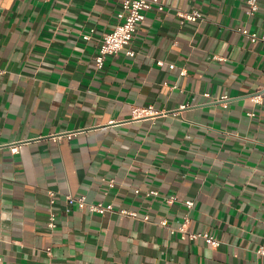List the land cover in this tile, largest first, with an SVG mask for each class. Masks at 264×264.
Segmentation results:
<instances>
[{
  "label": "crops",
  "instance_id": "0c3cea01",
  "mask_svg": "<svg viewBox=\"0 0 264 264\" xmlns=\"http://www.w3.org/2000/svg\"><path fill=\"white\" fill-rule=\"evenodd\" d=\"M160 1L98 67L122 0H0V264H264V0Z\"/></svg>",
  "mask_w": 264,
  "mask_h": 264
},
{
  "label": "built area",
  "instance_id": "2783aa9c",
  "mask_svg": "<svg viewBox=\"0 0 264 264\" xmlns=\"http://www.w3.org/2000/svg\"><path fill=\"white\" fill-rule=\"evenodd\" d=\"M248 3V12L253 14L258 9V1L257 0H247ZM156 7L158 10H163L165 5L160 0H122V12L120 13L121 20L107 32L102 39V43L100 44L99 51L95 56V61L98 67L103 65L105 58L108 55H118L120 51L125 50L126 54L133 56L136 51L131 47L132 39L135 35L136 28L138 24L144 20L145 12L149 9ZM177 15L181 22L185 20L196 21L202 18V13L198 9H194L192 11H184L178 10ZM243 34L250 36L252 40H256L260 38L257 33L249 32L247 28L239 29ZM84 38L88 39L89 34H84ZM159 65L163 64L162 60L157 61ZM170 68H174V64L169 65ZM186 73V69L180 70V74L184 75ZM206 96H210V93H205ZM251 99L256 103H262L264 99L263 90H256L250 94ZM227 96L223 95L218 99L213 100H224ZM186 105H182L181 107H185ZM157 110L153 105H137L132 107V117L140 118L144 116H149L156 113ZM253 114V113H251ZM58 137V136H57ZM55 137V139H57ZM18 146H11V151H18ZM149 193L156 194V191H150ZM66 200L68 203H73L74 201H78L80 206L87 205L88 209L91 211L104 212L106 210L111 209V205H105L102 202L97 203H87L84 197H80L75 199L72 195H66ZM49 202L53 204L55 202V192L49 191ZM192 200L187 201V205L190 207L193 205ZM125 215H135L134 211H130L127 209H123L120 211ZM148 216H145V219H148ZM189 218L188 216H184L183 221L178 227H173L169 225L166 219H163L160 223L166 226L170 232L175 233L179 232L181 237L194 239L197 237H202L206 242L210 243L212 246H216L219 244V240L214 236L210 235L207 232H190L187 229V222ZM47 225L52 229L54 228L56 223V215L53 211L50 212ZM259 253L264 255V244L261 245L258 249Z\"/></svg>",
  "mask_w": 264,
  "mask_h": 264
}]
</instances>
